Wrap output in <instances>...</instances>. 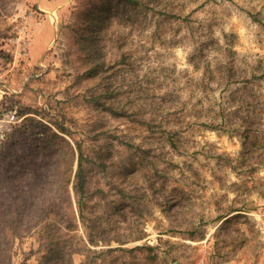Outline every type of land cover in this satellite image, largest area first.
<instances>
[{"label":"rangeland","instance_id":"obj_1","mask_svg":"<svg viewBox=\"0 0 264 264\" xmlns=\"http://www.w3.org/2000/svg\"><path fill=\"white\" fill-rule=\"evenodd\" d=\"M5 107L0 264H264V0H0Z\"/></svg>","mask_w":264,"mask_h":264},{"label":"built area","instance_id":"obj_2","mask_svg":"<svg viewBox=\"0 0 264 264\" xmlns=\"http://www.w3.org/2000/svg\"><path fill=\"white\" fill-rule=\"evenodd\" d=\"M19 110L15 107L0 108V148H2L19 121Z\"/></svg>","mask_w":264,"mask_h":264},{"label":"trees","instance_id":"obj_3","mask_svg":"<svg viewBox=\"0 0 264 264\" xmlns=\"http://www.w3.org/2000/svg\"><path fill=\"white\" fill-rule=\"evenodd\" d=\"M214 42H216V41H214L213 39H212V41H211V44H207L208 45V47H210L211 45H215L214 44ZM207 47V48H208ZM209 49V48H208ZM208 63L206 64V66L209 68V69H212L211 68V64H212V61L211 60H208L207 61ZM219 63V62H218ZM218 66H220V63L216 66V67H218ZM211 73H213V72H211ZM214 81H216V80H214ZM250 131V130H249ZM244 135H245V138L247 139V138H250L253 134H250V132H248V129H247V131L245 130L244 131ZM257 136H259V135H257ZM256 136V137H257ZM172 144H175V142L172 140ZM252 150V149H251ZM83 170H84V167H83V154L81 153L80 154V157H79V163H78V171H77V173H76V177H77V181H76V184H75V186L77 187V190L79 191V192H81V193H83V189H84V181H83ZM226 217V219L225 220H227L228 218H227V216H225Z\"/></svg>","mask_w":264,"mask_h":264}]
</instances>
